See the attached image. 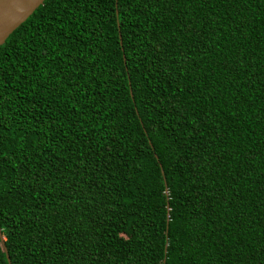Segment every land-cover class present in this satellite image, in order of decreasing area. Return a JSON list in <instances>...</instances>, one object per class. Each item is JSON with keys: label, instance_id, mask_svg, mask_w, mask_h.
I'll return each mask as SVG.
<instances>
[{"label": "trees", "instance_id": "obj_1", "mask_svg": "<svg viewBox=\"0 0 264 264\" xmlns=\"http://www.w3.org/2000/svg\"><path fill=\"white\" fill-rule=\"evenodd\" d=\"M0 232L9 264H264V0H44L0 45Z\"/></svg>", "mask_w": 264, "mask_h": 264}, {"label": "water", "instance_id": "obj_2", "mask_svg": "<svg viewBox=\"0 0 264 264\" xmlns=\"http://www.w3.org/2000/svg\"><path fill=\"white\" fill-rule=\"evenodd\" d=\"M43 1L44 0H0V45H2L6 38L42 5ZM0 244L7 263L9 264L1 232Z\"/></svg>", "mask_w": 264, "mask_h": 264}]
</instances>
